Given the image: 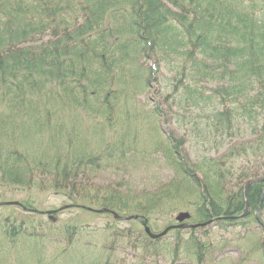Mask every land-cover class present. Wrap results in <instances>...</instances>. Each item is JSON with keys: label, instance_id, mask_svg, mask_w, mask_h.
<instances>
[{"label": "trees", "instance_id": "1", "mask_svg": "<svg viewBox=\"0 0 264 264\" xmlns=\"http://www.w3.org/2000/svg\"><path fill=\"white\" fill-rule=\"evenodd\" d=\"M142 58L173 66L171 80L177 92L171 100L187 109L201 107L203 111H198L205 116L206 128L214 134L234 136L255 121L259 135L234 143L221 156L196 161L185 150V140L174 143L171 135L161 149L169 156L174 178L137 196L130 185L122 189L80 181L86 168L105 159L94 148L83 146L89 133L98 135L95 126L81 129L77 124L92 117L112 123L124 115L118 109L134 102L136 85L149 89L156 71L160 72V66L158 70L147 63L136 66ZM81 108L89 112L86 118L76 114ZM53 110L69 112L61 115ZM152 113L162 116L159 107ZM21 115L38 124L37 129L20 126ZM66 120L72 137L65 142L62 130H57L45 143L39 132L45 124ZM263 148L264 0H0L3 184L31 189L39 173L69 204L94 201L119 213L140 208L148 221L155 205L176 201L174 194H197L198 222L218 219L222 227L231 221L219 217L244 213L248 199L252 213L241 219L247 226L257 223L255 215L264 211V181L252 183L247 191L245 187L250 179L260 178L264 165L257 166L254 157ZM235 178L243 185L236 183L229 189ZM24 204L35 207L28 201ZM32 215L23 219L0 215V264H15L12 257L16 259L19 249L14 252L12 246L17 241L21 248H29L34 241L50 239L51 233L63 238L66 246L80 241L84 247H101L99 240L90 239L94 235L85 231L86 225L51 222L46 228L45 221H36L38 213ZM50 228L53 231H47ZM117 235L118 241L109 242L108 236L101 240L108 254L124 244L119 238L125 240L129 231ZM191 236L201 263L205 245L195 230ZM139 241L147 247L156 244L147 235ZM110 258L111 254L105 262L94 264H110Z\"/></svg>", "mask_w": 264, "mask_h": 264}, {"label": "rangeland", "instance_id": "2", "mask_svg": "<svg viewBox=\"0 0 264 264\" xmlns=\"http://www.w3.org/2000/svg\"><path fill=\"white\" fill-rule=\"evenodd\" d=\"M141 60L135 65L147 63L156 67L157 70L160 66V72L156 71L157 78L153 79L149 89L142 90L141 84L136 85L134 102L127 103V108L122 104V111L118 109V112L124 115L115 122L113 120L112 123L106 121L108 118L105 117H92L87 118L86 123L77 124L81 129L95 126L98 135L93 137L89 133V142H83V146L87 150L94 148L98 153L103 154L105 159L100 162L99 166L90 165L86 168V173L79 177L80 181L119 186L122 189L130 185L135 187L137 196L138 193L144 192L146 187L155 190V187L166 182L169 184L174 178L175 172L169 156L165 155V151L161 149L166 147L171 135L174 143L180 139L185 140L184 148L193 161L205 157L221 156L234 143H243L245 139H254L259 135L260 127L257 132L254 130L258 125L255 121L244 125L240 133L239 130L235 131L234 136L223 135V132L214 134L206 128L205 116L198 111H203L201 107H197V110L187 109L186 106L171 100L177 92L171 80L174 76L173 66L168 62L158 66V63L153 60L145 58ZM203 86L205 89L209 88L206 84ZM155 107H159L162 112L160 118L153 116L152 110ZM53 112L63 115L69 111L53 110ZM76 114H81L86 118L89 112L81 108L76 110ZM116 115L120 116V114ZM17 120L18 124L21 123L20 126L23 127L30 124L27 128L31 131H35L38 127V124L35 125L27 115H21ZM66 122L67 120L65 123L45 124L44 122L45 126L42 131H39L44 136V142L48 143V137L57 130H62L65 142H67L72 134L69 131L71 124ZM23 129L26 128H21ZM17 131L19 132L20 128ZM66 146L67 144L64 149ZM254 161L257 166L264 165V148L260 150L259 157H254ZM259 177L251 179L252 183L264 181V168L261 169ZM237 179L235 178L234 183L228 184L229 189L236 183L240 184ZM48 181L47 177L39 173L36 177V184L31 189L9 187L0 181V201L22 203V205H1V218L10 216L11 219H15L19 216L23 219L38 213L40 217L35 216L38 217L36 221H42V223L45 221L44 224L48 225L45 226L46 228H49L51 222L86 225L89 230L85 231L92 232L94 235L90 239L99 240L101 247H84L80 241H77L74 246H66L63 238L53 237L51 233L50 239L34 241L29 248H23L24 246L21 248L23 244L19 241L13 244L14 252L19 249L16 259H14V254L12 257L15 264H94L101 260L105 262L110 254V264H264V211L260 212L261 214L257 212L255 215L257 223L253 222L244 226L241 219L252 213L248 199H246L248 204L244 213L219 217V219L231 221L226 222L224 227L217 224L218 219L198 222L199 214L194 205L198 202L194 198L197 194L193 196L174 194L173 198L176 201L172 205H155L154 216H149V221L148 217L141 215L144 212L139 211L140 208L138 210L129 209L125 213L116 211L122 216H139L138 219L123 220L115 218L109 212H99L100 209L106 207H101L94 201L85 202L82 205L69 204L67 197L55 193L44 183ZM251 184H246V191ZM233 189L236 190L237 186ZM24 201L32 203L35 207H27ZM144 207L143 209L147 208L145 205ZM248 209L246 216L241 217ZM180 212H189L190 219L183 222L176 221L175 217ZM52 213L56 214L52 215ZM145 221L148 222L147 226L151 231L156 234L162 233L168 227L172 228L162 237L152 238L146 232ZM182 223L200 224L201 226L180 227ZM43 227L41 226V229ZM53 229L50 228L47 231H53ZM2 230L0 229V246L3 244L1 242ZM193 230L197 238L205 245V255L201 263L198 262L197 250L191 236ZM122 231H129V237L125 240L120 237L119 239L124 244L119 246L115 252L108 254V251L102 249L101 240L104 236H108L110 237L109 242L118 241L116 236ZM146 235L156 244L150 245L152 247L141 244L139 240Z\"/></svg>", "mask_w": 264, "mask_h": 264}, {"label": "water", "instance_id": "3", "mask_svg": "<svg viewBox=\"0 0 264 264\" xmlns=\"http://www.w3.org/2000/svg\"><path fill=\"white\" fill-rule=\"evenodd\" d=\"M253 181L250 180L248 183H252ZM5 204H16V205H22L21 202H18V201H11V202H1L0 201V206L1 205H5ZM247 204H248V201H247ZM97 211V210H96ZM48 212H52V211H48ZM99 212H109V213H112L115 218L117 219H123V220H130V219H138L139 216L138 215H129V216H122L120 215L119 213L113 211V210H110V209H100ZM249 212V209L246 211L245 214L241 215V217H244L246 216V214ZM47 213V212H46ZM191 217V214L189 212H181L179 215H177L176 219L177 221H180V222H183L184 220H187V219H190ZM222 218V217H220ZM211 223V221H210ZM148 222L145 221V226H146V232L148 233V235H150L152 238H158V237H162L163 235L167 234V232L172 228V227H168L167 229H165L162 233L160 234H156V233H153L150 229L149 226H147ZM204 224H207V223H204ZM203 224V225H204ZM180 227H198V226H201L200 224H187V223H182L179 225Z\"/></svg>", "mask_w": 264, "mask_h": 264}, {"label": "bare ground", "instance_id": "4", "mask_svg": "<svg viewBox=\"0 0 264 264\" xmlns=\"http://www.w3.org/2000/svg\"><path fill=\"white\" fill-rule=\"evenodd\" d=\"M161 185H162V184H161ZM161 185H159V186H161ZM159 186H158V187H159ZM158 187H155L154 189H158ZM146 189H147V187H146L144 190H145V191H150V189H147V190H146Z\"/></svg>", "mask_w": 264, "mask_h": 264}]
</instances>
